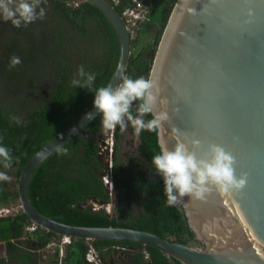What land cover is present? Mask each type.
<instances>
[{
	"label": "water",
	"instance_id": "obj_1",
	"mask_svg": "<svg viewBox=\"0 0 264 264\" xmlns=\"http://www.w3.org/2000/svg\"><path fill=\"white\" fill-rule=\"evenodd\" d=\"M79 1L96 8L119 39L118 62L106 85L114 88L131 55L124 22L107 0ZM161 37L150 71L159 78L169 114L156 136L159 150L160 141L169 149L181 141L198 159H207L210 146L219 145L234 157V175L245 180L244 186L229 194L213 187L204 200L182 198L175 207L198 241L191 246L145 231L71 227L45 218L31 205L29 181L99 116L92 105L27 157L15 182L20 213L60 239L139 244L180 264H264V0H189L187 5L175 0ZM105 164L111 172L112 162ZM76 208L97 211L103 205L88 199Z\"/></svg>",
	"mask_w": 264,
	"mask_h": 264
},
{
	"label": "trees",
	"instance_id": "obj_2",
	"mask_svg": "<svg viewBox=\"0 0 264 264\" xmlns=\"http://www.w3.org/2000/svg\"><path fill=\"white\" fill-rule=\"evenodd\" d=\"M50 11L53 13V23L48 26V36L44 34L43 42L28 41V49L15 39L9 40L5 55V71L3 77L8 83H15L18 79L24 81L26 89L32 94L39 89L37 80H48L47 95L44 96L37 109L28 112L22 122L11 120L10 115L0 108V145L11 149L14 157L12 166L16 164L13 174L15 180L27 163V157L33 156L47 143L64 132L73 122L79 119L93 105L95 92L93 89L106 87L119 58V39L112 26L105 17L93 6L80 3L76 7L65 6L66 0H50ZM109 3L110 1L107 0ZM153 1V6L156 2ZM175 0H170V3ZM160 0L159 3H164ZM111 4V3H110ZM122 2V6L125 5ZM121 13V5L114 6ZM166 14L159 8L150 15L151 23L164 25ZM69 28L68 34L63 36L64 30ZM91 27V31L89 29ZM21 35V33H18ZM28 37V34H24ZM144 28L138 33L136 47L131 52L128 66L124 75L135 79L148 76L149 68L144 66L139 74L132 72V66L138 58L144 54L138 49ZM155 37V44L159 37ZM92 41L95 43L91 54L86 52L81 43ZM72 44H76L72 46ZM20 46V48H19ZM132 48V47H131ZM24 52H29L21 66L9 69L8 65L12 56L23 57ZM42 53V63H37L36 57ZM37 54V55H36ZM26 56V55H25ZM145 64V63H144ZM81 65L91 74L96 76L90 87L77 88L72 80L79 79L78 69ZM25 66V67H24ZM135 115V105L133 108ZM151 115L145 116V120L151 119ZM99 115L91 122L81 134L56 152L52 157L41 164L33 173L29 185L28 196L32 207L45 218L66 225L82 227H118L149 232L162 238H167L181 245L191 246L195 243L193 234L187 223L176 209L166 203L163 178L155 174L151 157L159 153L156 142V132L142 131L139 134L137 154L132 158L131 164L144 174L153 175V179L135 180L119 178L112 169V180L123 201L122 206H116L114 215L104 209L97 211L78 210L76 207L94 199L106 206L110 202L107 182L101 178L103 167L99 160L100 144L98 135L101 127ZM117 129V136L119 134ZM114 159V157H113ZM3 168L0 164V171ZM17 200L15 191L7 193L0 183V205L8 201ZM139 203V211L136 216L128 215L126 205L128 202ZM128 206V205H127ZM30 224L22 215L0 219V243L4 244L7 260L18 263H28L33 257L21 255V251L14 245L20 242L24 228ZM42 231V230H41ZM40 232V231H38ZM37 236L38 243L45 246L51 238L56 236L42 232ZM38 234V233H37ZM13 241L14 242L13 244ZM68 251L63 257L64 262L84 261L87 244L84 240H72ZM91 246L104 259L109 249L115 245L131 247L132 257L143 259L145 250L151 256L155 264H180L178 261L168 258L160 251L134 243L90 241ZM21 254H20V253ZM20 254V255H19Z\"/></svg>",
	"mask_w": 264,
	"mask_h": 264
},
{
	"label": "clouds",
	"instance_id": "obj_3",
	"mask_svg": "<svg viewBox=\"0 0 264 264\" xmlns=\"http://www.w3.org/2000/svg\"><path fill=\"white\" fill-rule=\"evenodd\" d=\"M182 3L187 5L189 0H182ZM40 5L41 0H0V19L10 22L17 29L26 27L43 19L45 10ZM21 63L20 57L12 56L8 67L12 69ZM77 76L79 79L72 80L73 86L77 88L90 87L96 79L95 74H90L84 65L79 67ZM92 91L95 92L93 106L101 116L100 123L105 130H115L117 126L123 129L130 123L137 135L142 131L159 134L169 121L167 100L160 94L159 78L155 75L135 79L124 75L114 88L99 87ZM86 115L91 118V114ZM147 115L152 118L145 120ZM192 145L198 147L199 141H193ZM209 157L198 159L196 153L189 151L188 146L181 141H177L172 149L160 141L159 153L151 157V162L155 174L163 178L164 194L169 206L180 204L185 196L204 200L213 187L223 194H229L233 189L239 190L244 186L245 180L237 179L234 175V157L224 148L211 145ZM13 160L11 149L0 145V164L3 168L10 169ZM10 179L6 172L0 171V182Z\"/></svg>",
	"mask_w": 264,
	"mask_h": 264
},
{
	"label": "rangeland",
	"instance_id": "obj_4",
	"mask_svg": "<svg viewBox=\"0 0 264 264\" xmlns=\"http://www.w3.org/2000/svg\"><path fill=\"white\" fill-rule=\"evenodd\" d=\"M50 2H51L50 0H41L40 7L44 8L45 10V15L43 19H38L35 22L28 24L26 27H21L17 29L13 27L10 22H4L2 19H0V108L5 110L10 115L11 120H17L18 122H22L25 119L26 114L28 112L35 111L38 105L40 104L41 99L47 95L46 91L48 90L47 86L49 82L46 78L38 79L37 83L39 84L38 85L39 89H36L37 90L36 93L32 94L28 89L25 88L26 83L24 81L18 79L15 83H12V84L6 81V79L3 77V72L5 71V67H6L5 55L7 52L8 44L10 43L9 40L11 41L12 39H15L17 43L18 44L20 43L23 46V49L26 50L28 49V44L31 43L28 41L29 39H32L33 41H36V42H43L45 39L44 37L45 33L47 37H50L47 34L48 33L47 29H48L49 24L53 23V19H54V17H52L53 13L49 9ZM174 2L170 3V0H165L164 3L158 2L156 3L155 6H153V1H152V6H151L152 12L153 10L159 8L161 12L165 13L167 16H166L164 25L161 26V25H156L154 23H151L150 15H148L147 13L148 23L140 27V30L141 28H144L145 35L142 36L140 44H138L139 45L138 49L143 50L142 52L144 54L141 56L142 61L139 60L140 58H138L135 62L136 65L132 66L131 70L135 74H139L144 68V66H147V68L150 69L149 74L148 76H144V77L145 78L149 77L150 71H151V68L153 66V62L155 59L156 51H157L159 42L161 41V38H162L161 34L163 32L167 18L172 10ZM150 5L151 4H149L148 6ZM72 7L74 6L70 5V8ZM89 29L91 31L92 28L89 27ZM68 32H69V28L66 27V29L64 30L63 36L68 34ZM18 33H21V35ZM28 33H29L28 37H25L24 34H28ZM153 36L159 37V41L157 44H155V40H154L155 37ZM138 40L139 39H138V34H137L135 39L131 41V47H132L131 52L133 51V48L136 47V42ZM75 45L76 44H72V46H75ZM80 45L82 47L85 46L86 52H88L89 54L92 53L93 46L95 47V43L93 41L92 43L87 42V43H81ZM22 55L23 57L21 58V61L27 64L28 61H26L25 59L28 57L29 52H24ZM43 58H44L43 54L40 53L36 57L37 63H42ZM21 65L22 63L18 66H21ZM117 129H119L118 131L120 134L118 136H117ZM133 130L134 129L130 123L128 124V127L123 128V129L120 128V126H117V128L114 130L115 133L112 136L111 130H105L102 128V126L100 127V132L98 135V140H99L98 144H100L101 156H99V160L103 167V170L100 172H101V178L105 179L106 182L108 183L107 186L109 190L110 202L108 203V206H105V210H107V212L111 215L116 214L115 213L116 206L125 207V206H122L123 201L120 200L118 197L119 194L117 192V189L115 188V183L113 182V180L109 178L108 165L106 166L105 164L106 161L109 160L108 157L110 154L111 147H113V154H114L112 168H113V171H115V174L119 176V178L124 179L126 181L129 180L130 178L138 180V181L142 179L143 180L153 179L152 174L150 176L148 175V173L144 174V172L140 171L137 167L134 168L133 165L131 164L132 162L131 160L133 158L132 142H134L133 140L135 138ZM4 172H6L7 175L11 177V179L7 182H0V183L2 184L3 189L7 193H13L15 191V182H16L13 176L15 172V168L11 167L9 170H6ZM127 205H126V210L128 211V215H132V217L136 216V214L139 211V203H132L129 201ZM0 207L6 208L9 210L8 214H4L3 218L7 217L10 219V218L21 215L20 208H19V211H16V208L18 207V203H17V200L15 199L8 201L4 205H0ZM25 229H27L28 232L27 231L23 232L24 236L22 237L20 242L17 243L16 241H13V244L14 242H16V245L14 246H16L21 251L22 254L19 252L21 255H30L31 257H35L33 264H48L49 262L48 259H50L49 257L51 256L50 255L51 252L53 251L57 255L58 249L57 248L53 249L54 246H51V248L46 249L47 251H49V253H43L42 251L43 246H41L38 243L37 236L35 235L41 236L43 234L42 232H45V231L36 227V228H33L34 229L33 233H30L31 224H28L24 228L23 231H25ZM25 234H30L33 237H30L29 235H25ZM34 242H37V246H39L37 249L36 247L32 248V246L34 245ZM60 242H61V239L56 236V238L49 239V241L46 243V246L47 245L50 246L52 244H54L55 246H58L59 244L60 246ZM71 243L72 242L62 247L61 249L62 257H64L65 252L69 250L68 247L71 245ZM86 244H87V251H86L85 257L88 253L91 242L86 241ZM36 251H39V254H34V252ZM5 257L6 256H4V244L0 243V264H15L7 260V258ZM50 260L55 261V258L50 259ZM57 263H58V260H57Z\"/></svg>",
	"mask_w": 264,
	"mask_h": 264
},
{
	"label": "built area",
	"instance_id": "obj_5",
	"mask_svg": "<svg viewBox=\"0 0 264 264\" xmlns=\"http://www.w3.org/2000/svg\"><path fill=\"white\" fill-rule=\"evenodd\" d=\"M111 5L114 6H118L121 5L122 9H121V13H120V17L122 18L127 34H128V38H130V40H134L135 37L137 36L140 27L146 23H148V9L150 6H148L150 4V0H109ZM122 2H125L126 4L122 6ZM81 2L79 0H67L66 2H64L65 6H78V4H80ZM114 130H111V134H113ZM104 181H106L104 179ZM8 209L6 208H1L0 207V219H3L4 214H8ZM16 211H19V206L16 208ZM5 218V217H4ZM7 218V217H6ZM36 228V226L31 224V231L30 233H33L34 229ZM28 232L27 229H25L24 232ZM65 240V239H63ZM62 240V241H63ZM69 240V239H68ZM62 241L60 242V246L58 244V246L56 247L58 249V254H57V258L58 260L61 259L62 257V247H63V243ZM70 241V240H69ZM70 244V242L68 243ZM51 246H54V244L52 245H47V248H51ZM65 246V245H64ZM39 252V251H38ZM37 252V253H38ZM94 256V257H93ZM86 262L88 263H97L99 261L97 252L95 251V249L90 245L89 246V250L88 253L85 257Z\"/></svg>",
	"mask_w": 264,
	"mask_h": 264
},
{
	"label": "flooded vegetation",
	"instance_id": "obj_6",
	"mask_svg": "<svg viewBox=\"0 0 264 264\" xmlns=\"http://www.w3.org/2000/svg\"><path fill=\"white\" fill-rule=\"evenodd\" d=\"M154 1L156 3H158L160 0H154ZM150 4L151 5H150L149 11H148V15H153L154 10L152 12V8H151V6H152V0H150ZM112 133L114 134L115 131H113ZM133 133H134V137H135L134 140H133L134 142H132V144H133L132 150H133V157H134L137 154V150L136 149H137V145H138V143H139L140 140H139V135H137L134 130H133ZM113 134H112V136H113ZM100 150H101V148H100ZM99 156H101V154H99ZM113 157H114L113 147H111L110 148V154H109V157L108 158L112 162V165H111L112 167H113ZM12 167L15 168V170H16V167L17 166L15 164ZM112 172L113 171L108 172L109 178L111 180H112V177H111ZM193 239H194V236H193ZM194 241H195V243H198V241H196L195 239H194ZM45 246L42 247L43 253H49V251L46 250L47 247H45ZM56 247L57 246L53 247V249L56 248ZM37 252L38 251L34 252V254H39V252L38 253ZM133 252L134 251L132 250L131 247L121 246V245H115L111 249H109L108 254H107V256L104 257V259H102L99 256V254L97 253L98 258H99L98 264H155L154 259L151 256H149L148 253L145 250H142V253L144 254L143 259H140L139 257H132L131 254H133ZM134 253H136V252H134ZM50 255H51L49 257L50 259L55 258V261H52V260L49 259V262L48 263H50V264H85L82 261H79V262L78 261H76V262L74 261L72 263L71 262H67V261L64 262L63 261V257H61V259L58 260L56 253L53 252V251L51 252ZM34 258L35 257H33L31 259V261L28 262V264H31V263L33 264ZM43 260H45V259H43ZM57 260H58V263H57ZM168 260H170V258H168ZM84 261L86 262L85 259H84ZM10 262L15 263V264H19L18 262H14V261H10ZM86 264H94V263H88V262H86ZM95 264H97V263H95Z\"/></svg>",
	"mask_w": 264,
	"mask_h": 264
},
{
	"label": "crops",
	"instance_id": "obj_7",
	"mask_svg": "<svg viewBox=\"0 0 264 264\" xmlns=\"http://www.w3.org/2000/svg\"><path fill=\"white\" fill-rule=\"evenodd\" d=\"M25 235H29L30 237H33V236H31L30 234H25ZM35 241V240H34ZM33 247H36V249L39 247V246H37V242H34V245L32 246V248ZM4 256H5V251H4ZM6 258V257H5ZM49 260V259H48ZM19 264H22V263H19ZM25 264H28V263H25ZM48 264H50V263H48Z\"/></svg>",
	"mask_w": 264,
	"mask_h": 264
},
{
	"label": "bare ground",
	"instance_id": "obj_8",
	"mask_svg": "<svg viewBox=\"0 0 264 264\" xmlns=\"http://www.w3.org/2000/svg\"><path fill=\"white\" fill-rule=\"evenodd\" d=\"M19 208H20V207H19ZM69 242H70V241H69L68 239L63 240V241H62L63 246H64V245H67Z\"/></svg>",
	"mask_w": 264,
	"mask_h": 264
}]
</instances>
